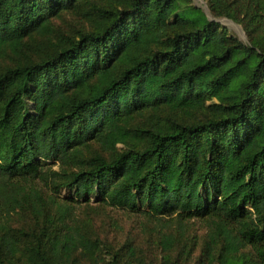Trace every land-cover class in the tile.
I'll use <instances>...</instances> for the list:
<instances>
[{
  "label": "trees",
  "instance_id": "16d2710c",
  "mask_svg": "<svg viewBox=\"0 0 264 264\" xmlns=\"http://www.w3.org/2000/svg\"><path fill=\"white\" fill-rule=\"evenodd\" d=\"M208 7L246 42L191 0H0V264H148L77 216L91 199L204 220L203 263L264 264V0Z\"/></svg>",
  "mask_w": 264,
  "mask_h": 264
},
{
  "label": "rangeland",
  "instance_id": "374dc122",
  "mask_svg": "<svg viewBox=\"0 0 264 264\" xmlns=\"http://www.w3.org/2000/svg\"><path fill=\"white\" fill-rule=\"evenodd\" d=\"M191 2L193 6L200 8L210 20L226 28L232 36L246 42V36L239 24L227 18H216L211 14L208 0H191ZM55 25L63 32H70L78 27L79 23L70 15H64L60 21H55ZM71 193L63 191L60 197L71 198ZM90 201L88 206L77 208L76 214L78 217H84V213H88L94 223L95 233L112 249L117 250L128 242L133 243L138 246V255L148 264H159L163 255L158 245L160 236L164 234L182 235L180 245L187 244L189 251V255L184 259L185 264H206L203 263L204 259L201 257L208 231L204 220L190 218L182 220V223L179 224L175 216L147 217L141 213L131 214L126 210L96 207L98 205L93 202V199ZM13 226H18V224L13 222ZM243 252L248 253L249 249L246 248ZM84 264L90 263L84 262ZM234 264L252 263L246 260Z\"/></svg>",
  "mask_w": 264,
  "mask_h": 264
}]
</instances>
